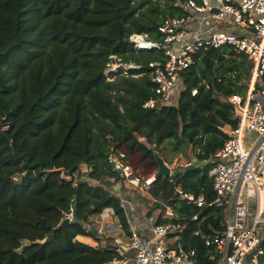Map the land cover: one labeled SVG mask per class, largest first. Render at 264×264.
<instances>
[{
    "label": "trees",
    "instance_id": "trees-1",
    "mask_svg": "<svg viewBox=\"0 0 264 264\" xmlns=\"http://www.w3.org/2000/svg\"><path fill=\"white\" fill-rule=\"evenodd\" d=\"M178 2L0 0V264H110L118 259L114 239L102 240L92 220L111 209L131 235L117 186L120 193L132 191L146 216L157 217L154 224L183 226L170 235V248L195 251L196 264L220 259L217 247L206 242L225 232L227 210L199 208L178 188L216 201L211 172L228 131L239 124L224 101L247 94L254 65L231 45L201 50L182 72L177 103L144 107L157 96L146 65L152 58L131 49L129 38L148 34L161 40L165 20L187 15ZM145 57L142 68L128 76L122 68L105 73L111 63L139 64ZM120 147L155 165L158 153L169 164L178 156L188 163L195 158L198 167L156 178L150 198L144 197L128 190L112 166ZM61 168L72 182L55 172ZM167 206L174 217L166 216ZM70 214L73 221L60 227ZM259 249V264H264V238Z\"/></svg>",
    "mask_w": 264,
    "mask_h": 264
},
{
    "label": "built area",
    "instance_id": "built-area-1",
    "mask_svg": "<svg viewBox=\"0 0 264 264\" xmlns=\"http://www.w3.org/2000/svg\"><path fill=\"white\" fill-rule=\"evenodd\" d=\"M177 5L187 15L165 20L159 27L161 40H153L148 34H133L129 38L131 49L152 58L146 65L151 69L157 96L144 107L175 105L184 86L182 72L195 64L201 50L231 45L252 61L254 67L247 94L225 99L232 104L239 124L228 131L230 138L215 159L216 201L208 202L204 196L185 193L181 188L178 191L183 199L199 208L217 206L229 210L225 232L206 242L208 247L216 246L219 250L220 259L216 264H259L258 257L263 254L259 244L264 238V0H179ZM124 65L120 67L124 71L143 66L140 63ZM113 68L119 66L111 63L106 75ZM197 93L198 89L194 88L192 95ZM129 159V154L121 151L111 157V163L121 171L126 184L148 193L156 175L140 174ZM116 188L126 208L128 202L121 197L119 186ZM251 192H254L255 206L246 200ZM166 216L174 217L168 206ZM67 217L74 219L73 214ZM182 228L179 223L154 224L151 234L146 235L132 224L127 239L114 238L119 258L110 264H196L195 251L169 247L170 235Z\"/></svg>",
    "mask_w": 264,
    "mask_h": 264
},
{
    "label": "crops",
    "instance_id": "crops-1",
    "mask_svg": "<svg viewBox=\"0 0 264 264\" xmlns=\"http://www.w3.org/2000/svg\"><path fill=\"white\" fill-rule=\"evenodd\" d=\"M119 151H125L124 147H120ZM129 156H130L131 159H138V161L135 162L136 163V167L135 166L134 167H135V169L137 171H139L140 174H142L144 176H149V175H154V174L157 175V172H158L157 163L155 165L154 162L151 161V160H148V159L142 160V159H140V153H134V154L129 155ZM194 160H196V161H194ZM192 163L196 164L197 163V159L194 158L192 162L187 163L185 165H179L178 161L173 162V164H169L168 163V165H170V168L172 170H175V169H180V168L187 167L188 165H190ZM197 167H198V165H197ZM142 168L146 169V173L142 172V170H141ZM82 171H87L86 166L82 167ZM211 173L213 175V171ZM126 188L128 189L129 186H126ZM119 190L122 191V187L121 186H119ZM130 190H133V188L131 187ZM120 195H121L122 198H124L128 202V204H127L125 209H126V213H127V216H128V221H129V225H130V231H131L132 224H134L135 226H137L139 228V230L142 233H144L146 235H150L151 231H152V226L154 225V220H156L157 217L147 218L146 213H145L146 207L140 202L139 199L134 197V194L132 193V191L131 192L130 191H125V192L120 193ZM141 195H143L144 197L145 196L149 197L148 193H141ZM246 198H247V195L245 194L244 200ZM246 200L252 206H255V203H254L255 201H254V199L251 198V195ZM168 207H170V206H168ZM170 210L172 211L171 207H170ZM142 212H144V215L146 216V218H144V216L141 215ZM228 213H229V210L227 212V217H228ZM227 217H226V219H227ZM98 219L106 220L105 223L102 225V227L98 228L99 236H100V238L102 240L105 241L106 237H108L110 235H114L115 237H120L122 239H127L129 237L125 233V231L122 229V225L119 223L118 219L114 216V214L111 213V211L106 210L100 216L92 218V220L94 222H97ZM77 239L82 241V242H84V243L90 244L92 246L97 245V242L95 240H93L92 238H90V237L79 236ZM168 243L170 244V240H168Z\"/></svg>",
    "mask_w": 264,
    "mask_h": 264
},
{
    "label": "water",
    "instance_id": "water-1",
    "mask_svg": "<svg viewBox=\"0 0 264 264\" xmlns=\"http://www.w3.org/2000/svg\"><path fill=\"white\" fill-rule=\"evenodd\" d=\"M224 103L229 106L232 107V104L224 101ZM226 131V130H225ZM155 160L157 163V167H158V172L156 177H173V176H177L180 173L195 169L197 167V165L195 163H192L190 165H188L187 167L184 168H180V169H175L172 170L169 166L166 165L165 160L163 157H161L158 153H155ZM196 161V160H194ZM113 168L115 169V164L112 163ZM116 172H118L120 174V170L115 169ZM55 172L61 173V177L63 180L68 181V182H72L73 181V177L71 175H68L67 170L65 168H61V169H56ZM76 208V202L73 205V209ZM75 221H77V218L75 219ZM71 222L69 217H65L63 222L61 223L60 227L66 226Z\"/></svg>",
    "mask_w": 264,
    "mask_h": 264
},
{
    "label": "rangeland",
    "instance_id": "rangeland-1",
    "mask_svg": "<svg viewBox=\"0 0 264 264\" xmlns=\"http://www.w3.org/2000/svg\"><path fill=\"white\" fill-rule=\"evenodd\" d=\"M116 59H117V57H116ZM146 59H148L147 57H145V58H143V59H141V61H142V63H140L141 65H144V63L143 62H145V60ZM113 64V66H119V68H113V70H109L108 71V73H107V75L108 76H110V75H112V74H115V73H117L119 70H120V67L122 66H125L124 64H127V63H120V62H114V63H112ZM129 71L130 70H125L124 72H126V74H127V76L129 75ZM139 75H135V77H138ZM111 80H113V79H111ZM130 160V162L133 164V166H135L136 167V161H138V159H129ZM176 161H178V164L179 165H185V164H187L188 163V161H187V159H185V158H182L181 156H178L177 157V159H175L174 160V162H176ZM142 170V172L144 173H146V169H144V168H142L141 169ZM126 186H129V185H127L126 184ZM130 186H129V190H130ZM251 198L252 199H254V192H251ZM147 212V209H145V213ZM227 212H228V210H227ZM142 216H144V218H146V216L144 215V212H142V214H141ZM148 218V217H147ZM105 221L106 220H103V219H98L97 220V222H94V225H95V227H97V228H101L102 227V225L105 223ZM106 237V236H105ZM108 238H111V239H114L115 238V236L114 235H110V236H108V237H106V239H108Z\"/></svg>",
    "mask_w": 264,
    "mask_h": 264
}]
</instances>
